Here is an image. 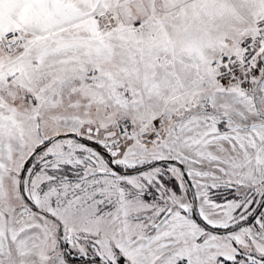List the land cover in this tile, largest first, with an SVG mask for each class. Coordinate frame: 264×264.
Segmentation results:
<instances>
[{
	"label": "snow or ice",
	"instance_id": "6c2138e0",
	"mask_svg": "<svg viewBox=\"0 0 264 264\" xmlns=\"http://www.w3.org/2000/svg\"><path fill=\"white\" fill-rule=\"evenodd\" d=\"M0 264H264V0H0Z\"/></svg>",
	"mask_w": 264,
	"mask_h": 264
}]
</instances>
